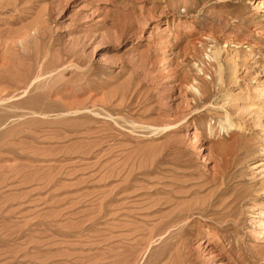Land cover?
<instances>
[{
    "label": "rangeland",
    "instance_id": "374dc122",
    "mask_svg": "<svg viewBox=\"0 0 264 264\" xmlns=\"http://www.w3.org/2000/svg\"><path fill=\"white\" fill-rule=\"evenodd\" d=\"M0 264H264V0H0Z\"/></svg>",
    "mask_w": 264,
    "mask_h": 264
},
{
    "label": "bare ground",
    "instance_id": "6f19581e",
    "mask_svg": "<svg viewBox=\"0 0 264 264\" xmlns=\"http://www.w3.org/2000/svg\"><path fill=\"white\" fill-rule=\"evenodd\" d=\"M210 56L213 59L212 66L215 67V73H216V76H218V80H219L221 85H223L226 81L225 76H227V75L225 73H226V69H227L226 66L227 65H228V68L230 70L229 73H230V77H231V79L229 78V80H231V82H233V83L238 82V77H239L238 76V66H239V63H238V58H237L238 55L237 54H234L232 52H229V54H227V57L225 58V63H227V65H225V63H223L222 50H220V49L214 50L212 52V55H210ZM198 78L200 80H202L200 77H198ZM204 82H203V85H204ZM197 84H200V86L199 85L198 86L193 85V87H196L198 92L200 94H202V91H201L202 87L201 86H203V85L199 82ZM239 98L237 97V99H239ZM236 107H237V110H240L238 112L239 118L230 119L229 123L227 122L228 127H233V129L235 128V129H238L239 131H242V132L245 131L246 132L248 127L251 126V123H250L251 121L255 122L257 125L261 124V121H262L261 116H260L261 113L258 111V109L254 110V109H251V107H249V106H242V105H238V106L236 105ZM248 116H250V118ZM230 118H231V116H230ZM171 125H173V124H168V125H165L162 127H158V129H159V131H161V130H164V129L171 127ZM174 125H175V123H174ZM234 131H237V130H234ZM243 135H244V133H243ZM193 136H197V135H193Z\"/></svg>",
    "mask_w": 264,
    "mask_h": 264
}]
</instances>
